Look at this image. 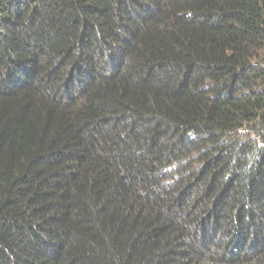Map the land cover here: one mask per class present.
<instances>
[{
  "label": "trees",
  "instance_id": "trees-1",
  "mask_svg": "<svg viewBox=\"0 0 264 264\" xmlns=\"http://www.w3.org/2000/svg\"><path fill=\"white\" fill-rule=\"evenodd\" d=\"M0 264H264V0H0Z\"/></svg>",
  "mask_w": 264,
  "mask_h": 264
}]
</instances>
